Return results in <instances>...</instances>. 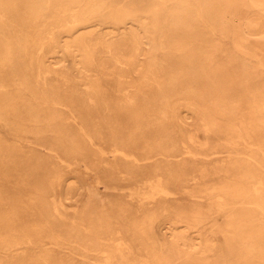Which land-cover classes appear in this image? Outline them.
Returning <instances> with one entry per match:
<instances>
[{
    "label": "bare ground",
    "instance_id": "6f19581e",
    "mask_svg": "<svg viewBox=\"0 0 264 264\" xmlns=\"http://www.w3.org/2000/svg\"><path fill=\"white\" fill-rule=\"evenodd\" d=\"M124 1L0 0V264H264V0Z\"/></svg>",
    "mask_w": 264,
    "mask_h": 264
},
{
    "label": "rangeland",
    "instance_id": "374dc122",
    "mask_svg": "<svg viewBox=\"0 0 264 264\" xmlns=\"http://www.w3.org/2000/svg\"><path fill=\"white\" fill-rule=\"evenodd\" d=\"M118 1H119L120 5L125 3L124 0H118ZM154 2H155V0H135V3L132 6H136V7L142 6L146 9L150 4H152ZM173 3H174L173 0H170L167 2V4H169V5H172ZM243 3L244 4H242L240 11L237 14H235L231 20L232 30H234L236 27L240 26V24L246 20L249 13H253L251 6L246 2H243ZM159 7H161V6L159 5ZM124 24H126V22ZM128 26L129 25L127 24V27ZM109 27L111 28L112 26L106 24L105 22H101L98 25H93V26L86 28L84 30H77V31H75V33L73 35H70L69 33L66 32V34L64 35V39L69 40V39H71V37H75V36L79 35L81 32H86V31L91 32L95 38L98 35H105L106 33H108ZM113 27H116L117 30L119 31L121 29V24L114 25ZM120 31H122V30H120ZM119 33H121V32H119ZM244 36L247 37V40H246L247 46L245 47L247 54L254 53L255 55L260 56L264 61V41H262L261 43L256 42V40H255L256 36L252 35V33L247 32ZM254 46H256L257 48L254 49L253 48ZM143 48L144 49H143L142 53L137 56L136 65L133 68L130 66L129 69H125L126 71L128 70V72L126 73L127 78L133 79L134 81H137L138 83L140 81V77H139L138 73L136 72V70L137 69H143V68L147 67L150 63L153 62V56H155V53L152 51V49H151L152 47L150 45L144 44ZM226 49H228V50L233 49L231 38H228L226 40ZM163 52H164V54H166L168 52V50L165 49L164 51H162V53L158 52V55H159L158 59H160V60H159V62L157 61L158 63L155 62V66L153 67V73L158 72V70L160 68L162 69V68H164V66H166V62L162 61L163 57H164ZM45 62L50 67H58L60 65H64V64L69 63V62H65L64 60H62L59 54H53V53H49L46 56ZM254 66H255V64H253V67ZM261 70L264 72L263 68H261ZM99 76H100L101 81L104 83V85L106 87H112V83L109 80H107L104 76H101V75H99ZM113 94H115V93H113ZM118 95H120V94H118ZM190 116L192 117V115H190ZM193 120H194V118L192 117V121ZM0 135L2 137H5L9 142L12 141L11 139H9L10 137H8L6 135L5 128H2V126L0 127ZM241 156H244V155H241ZM75 171H77V170H75ZM74 177L72 179H70L69 181H67V183H65L63 191H62L61 199L66 200L69 197V194H71V193L74 194L72 191L66 190V188H68V185H72L73 183H75V185H77L78 178L77 177L74 178ZM114 198H119V196H115ZM210 201L211 200H206V203H208ZM183 202H184L183 198H181L180 200L171 201V203H173V204H182ZM189 231L190 230L184 231L186 234V237H184L182 239V241L180 242V246L183 245L182 244L183 242L187 243L190 240V238H192V235H187L189 233ZM49 246L50 245H46V247H49ZM80 261H82L85 264H95V262L91 261V260L85 259V260H80Z\"/></svg>",
    "mask_w": 264,
    "mask_h": 264
}]
</instances>
